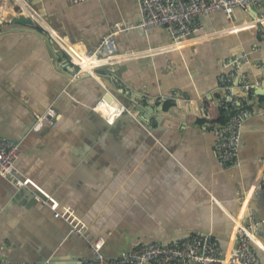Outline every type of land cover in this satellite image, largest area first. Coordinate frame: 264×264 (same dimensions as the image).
Listing matches in <instances>:
<instances>
[{
    "label": "crops",
    "instance_id": "obj_1",
    "mask_svg": "<svg viewBox=\"0 0 264 264\" xmlns=\"http://www.w3.org/2000/svg\"><path fill=\"white\" fill-rule=\"evenodd\" d=\"M19 14L41 33L13 27ZM140 17L136 0H0V134L19 143L15 166L27 180L15 188L0 177V257L72 264L90 256L91 241L110 256L196 232L229 250L247 223L250 193L264 182V28L240 8L230 18L214 11L200 17V37L175 48L165 28L136 27L114 36L111 64L71 78L65 49L79 59L115 23ZM241 53L237 68L225 61ZM232 71L227 91L220 77ZM242 80L259 86L242 90ZM107 81L113 104L99 101ZM227 93L251 114L238 165L223 167L205 120ZM48 110L51 124L34 128Z\"/></svg>",
    "mask_w": 264,
    "mask_h": 264
},
{
    "label": "built area",
    "instance_id": "obj_2",
    "mask_svg": "<svg viewBox=\"0 0 264 264\" xmlns=\"http://www.w3.org/2000/svg\"><path fill=\"white\" fill-rule=\"evenodd\" d=\"M140 13V20L136 24L123 25L117 22L112 30L105 35L95 49L97 54L88 55L98 60L105 59L97 65H90L88 69L111 64L117 55L114 36L120 32L136 27L148 28L160 26L165 28L171 42L170 46L177 48L186 40L200 37L202 24L200 17L214 11H222L230 18L235 8L253 14L254 23L264 28V0H136ZM50 32L55 31L50 29ZM57 36V35H56ZM70 61L83 69L74 60V55L67 49ZM77 55V54H76ZM231 67H238L247 61L245 53L225 60ZM79 70V71H80ZM234 71L227 76H221L222 87L227 91ZM234 79V78H233ZM253 84L242 80L240 87L248 91ZM227 102L232 108L238 107L230 93L219 104ZM54 111L48 110L37 116L34 128L40 129L45 123L51 124ZM249 108L242 107L229 114L228 120L223 125L213 127L215 137L213 150L219 164L225 166H237V150L240 140V131L243 122L250 116ZM50 116V117H49ZM20 154L19 143L14 139L6 138L0 134V177L15 188L26 186L27 180L16 169L15 162ZM47 204L46 202H42ZM58 216V213H54ZM247 223H237L235 231V243L229 250L223 249L218 240L210 233L196 232L183 239H174L167 244L148 242L135 248L124 250L117 255H105L101 251V240L91 241L90 256L78 261V264H262L257 255L255 238L258 236V222L250 212ZM71 231L82 235L84 230L72 227ZM0 264H54L50 260L44 262L10 261L0 257Z\"/></svg>",
    "mask_w": 264,
    "mask_h": 264
},
{
    "label": "water",
    "instance_id": "obj_3",
    "mask_svg": "<svg viewBox=\"0 0 264 264\" xmlns=\"http://www.w3.org/2000/svg\"><path fill=\"white\" fill-rule=\"evenodd\" d=\"M15 10L16 11H20V8L18 6H16ZM33 23H34V20L30 16H25L23 14H19L18 16H14V17H12L10 19V24L13 27H15L17 25L31 26V27L34 28V30L36 32L41 33L39 31V29H37L34 26ZM97 47H98V45H97ZM63 51L61 50L60 56H64L65 54H67L65 51L64 52ZM94 53L97 54V51L95 49L89 50V51L86 52V54H88V55H93ZM67 57H68V55H67ZM67 69H68L67 70L68 73H70V75H72L71 78L76 79L77 76L80 75V74H78L79 70H80L79 66L73 64L69 59H67ZM69 78H70V76H69ZM112 89L113 88L110 86V84H108V81L107 82H103V84L100 85L99 92H100L101 98H100L99 101L104 100L108 104H113L114 98H116V97H115L114 93L112 92ZM258 95H264V92H262V90H261L260 92H258ZM132 110L133 111H140V113H142L144 115V118H148V116L145 114L149 110L148 107L147 108L146 107L143 108L142 106L138 105V106H134ZM263 190H264V182H263V180L262 181L259 180L255 184L254 190L250 193V197H251V200H252V205L251 206L249 205V208L253 211L254 218H256V221L259 223L258 224L259 228H260V226L264 227V191ZM262 232L264 234V231H262ZM257 255L260 258V261L262 262L264 260V255L259 253L258 251H257ZM73 263L74 262H72V264ZM56 264H60V263H56ZM74 264H78V262L74 263Z\"/></svg>",
    "mask_w": 264,
    "mask_h": 264
},
{
    "label": "trees",
    "instance_id": "obj_4",
    "mask_svg": "<svg viewBox=\"0 0 264 264\" xmlns=\"http://www.w3.org/2000/svg\"><path fill=\"white\" fill-rule=\"evenodd\" d=\"M240 108L242 107L238 106L237 108H232V106H230V104L227 102H223V104H218V106L216 107V117H208L207 120H205L208 123V128L212 129L215 126L225 124L228 120L229 114L236 112Z\"/></svg>",
    "mask_w": 264,
    "mask_h": 264
},
{
    "label": "bare ground",
    "instance_id": "obj_5",
    "mask_svg": "<svg viewBox=\"0 0 264 264\" xmlns=\"http://www.w3.org/2000/svg\"><path fill=\"white\" fill-rule=\"evenodd\" d=\"M77 57L78 56L74 55V60H76L81 65V67L84 69H88L89 66L93 64L94 61L98 60L95 57L89 58L86 55H82L81 57H79V59ZM101 60H104V59H101Z\"/></svg>",
    "mask_w": 264,
    "mask_h": 264
},
{
    "label": "rangeland",
    "instance_id": "obj_6",
    "mask_svg": "<svg viewBox=\"0 0 264 264\" xmlns=\"http://www.w3.org/2000/svg\"><path fill=\"white\" fill-rule=\"evenodd\" d=\"M108 104V103H107Z\"/></svg>",
    "mask_w": 264,
    "mask_h": 264
}]
</instances>
